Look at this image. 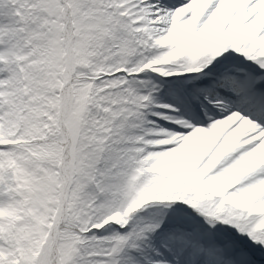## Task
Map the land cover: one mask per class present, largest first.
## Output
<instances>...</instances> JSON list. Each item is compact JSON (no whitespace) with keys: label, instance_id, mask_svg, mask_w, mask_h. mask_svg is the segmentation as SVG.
<instances>
[{"label":"snow or ice","instance_id":"6c2138e0","mask_svg":"<svg viewBox=\"0 0 264 264\" xmlns=\"http://www.w3.org/2000/svg\"><path fill=\"white\" fill-rule=\"evenodd\" d=\"M0 264H264V0H0Z\"/></svg>","mask_w":264,"mask_h":264}]
</instances>
